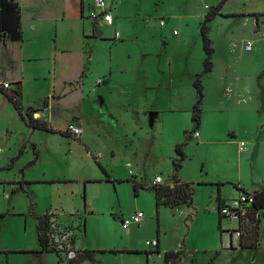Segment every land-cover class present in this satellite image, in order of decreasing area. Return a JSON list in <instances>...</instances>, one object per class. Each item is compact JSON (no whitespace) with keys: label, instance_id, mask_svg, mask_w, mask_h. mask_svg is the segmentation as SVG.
Returning <instances> with one entry per match:
<instances>
[{"label":"rangeland","instance_id":"rangeland-1","mask_svg":"<svg viewBox=\"0 0 264 264\" xmlns=\"http://www.w3.org/2000/svg\"><path fill=\"white\" fill-rule=\"evenodd\" d=\"M105 1L106 8L110 10L109 13L114 21V28L119 26L117 32L120 34V41L115 39L111 29L101 28L102 38L107 41L85 40L86 60L90 54L92 59L103 58L116 64L117 61H124L131 56L129 60L135 64L138 62L142 43L153 40L154 57L147 60L149 70L157 69V64L160 63L161 71H164L166 75L174 76L175 84L180 85L177 88L178 93L185 97L184 107L179 114L161 113L159 116L164 129L166 128L163 139L158 133V125L155 126L153 134L146 130L147 127L138 130L140 140L134 141L132 146L121 136L114 137L113 142L107 139L104 156L105 158L108 156L109 148L113 149L115 156L103 168L98 166L93 157L87 155L88 151L82 141L62 137L60 134L28 132L26 137L31 138L41 152L40 160L27 168L24 175L19 171L18 166L11 170H0V264H5L6 257L9 258V264H58V258L54 253L42 257L32 253L38 248L36 218L44 215L49 208L51 212L54 210L67 212L70 208L79 210L78 214L72 212L71 217L61 218L65 224L75 229L80 226L79 231H75V249L77 250L83 249V245L88 246L90 243L99 242L100 235L112 237L120 246H126L127 243L132 248L140 246L139 249L133 250L140 252L139 255H134L132 258L124 257V260L109 259L102 264H162V251L160 256L154 255L149 258L143 251L145 242L154 239L157 232L163 237L165 246L173 248L184 241L186 253H192L191 257L185 254V259L177 264H186L187 259L195 264H205L213 257L208 250L221 244L222 237L226 235L225 232L237 226L235 221L228 218H221L219 226L215 195L211 199L206 189L194 194L192 209L183 207L180 209L181 213H178L161 207L156 209L153 193L150 190L138 189L135 194L132 183L135 181L147 186L145 183L154 175L159 174L165 180H169L173 173L171 162L176 154L175 146L170 143L180 132L178 124L189 125L192 121L191 111L196 101L191 103L196 96L192 82L201 73L204 59L199 23L208 10L172 11V9L168 11L162 8L163 5L168 7L171 1L173 4L179 0H161L163 3L159 0ZM185 1L193 2L194 0ZM197 1L201 2L203 8V6H216L220 0ZM239 1L234 0V2ZM242 2L246 6L244 14L235 13L234 16L227 18L218 16L207 23L208 37L213 42V60L217 69L224 64L232 67L233 74L229 75L230 77L258 73V70L264 68V0H242ZM165 10L168 13H165L167 12ZM83 19L87 22L92 21L88 17V11L84 12ZM48 21L50 20L45 22ZM77 24L80 25L79 21L75 23V20L63 23L58 21L57 37L54 36L56 44L70 50V42L73 39L77 38L78 42L83 41L79 38L80 31L76 28ZM242 39L252 40L251 52L241 51L239 41ZM151 59H153L152 65ZM48 63L43 58L24 64L22 68L24 72L20 79L23 104H31L33 101L39 103V100L46 96L48 85L42 79L43 74L48 71ZM222 72L225 74L224 69ZM6 74L7 77L20 78V68L15 69L11 75ZM36 76H39L38 80L34 79ZM259 77L258 75L253 82H257ZM261 77L263 79L264 74H261ZM0 80H2L1 77ZM203 81L209 99L213 94L214 84L212 86L207 84L209 81L207 79ZM99 94L103 96L106 103L108 100L112 101L113 107L119 112L120 100L117 95H108L106 91L102 93V90ZM100 95H97L95 99L97 100ZM160 95L166 98L168 94L165 92L163 95L162 91L155 96L153 102H157L159 106L163 102ZM171 95L173 96V92ZM3 103L4 98L0 94V148L4 151L0 155V163L2 159L5 161L10 148L14 150L19 146L20 138L25 131L13 108L8 105L7 110H3ZM227 106L231 105L228 103ZM208 108L210 109L211 106L209 105ZM57 114L53 115V120L63 126L66 121L59 119ZM169 122H172L171 131H168ZM192 128L194 129L195 125ZM195 131L197 132L196 129ZM153 137L157 138L156 143H153ZM195 140L191 138L183 149L185 159L180 173V176L183 175L192 182H195L198 176L206 175L205 168L210 166L211 159L209 149L211 147L196 146ZM90 149L92 154L103 153L101 149L92 147ZM27 150L31 154L30 146ZM231 152L232 157L236 158L234 148ZM29 154L23 157L20 165L28 160ZM101 163L104 164V162ZM127 164H130L129 168L126 167ZM102 169L109 177H106ZM134 174L135 179L132 178L135 177ZM15 177L20 180L23 178L34 180L35 183L25 187L26 190L23 193L17 189V185L13 184ZM12 192H14L13 195ZM4 195L7 198L3 199ZM92 204L99 215L92 218L86 217L83 210L86 206L92 209ZM120 211L125 216L137 211L145 213L147 227L131 226L128 231L129 239H123L120 236L122 232L120 220H115V217L120 215ZM225 222H233V224L226 226ZM105 225L113 233H108ZM85 230H87V240L84 244L82 241ZM148 248L150 251H155L154 248ZM235 249H239L238 243ZM241 263L251 264L247 256Z\"/></svg>","mask_w":264,"mask_h":264},{"label":"crops","instance_id":"crops-1","mask_svg":"<svg viewBox=\"0 0 264 264\" xmlns=\"http://www.w3.org/2000/svg\"><path fill=\"white\" fill-rule=\"evenodd\" d=\"M15 1L18 6L21 37L19 40H10L7 37L0 40V65L3 66H0V77L2 78L0 80V94L4 98L3 110H7L8 105L13 108L20 118L25 131L20 138L21 142L19 146L14 150L10 148L5 161L2 159L0 170H11L18 166L19 171L24 175V171L27 168L35 165L40 160L41 152L38 150L36 143L31 138L26 137L28 132L32 134L33 132L52 135L60 134L62 137H71L74 140L82 141L85 149L88 151L87 155L93 157L101 168L105 164L110 163L115 156L111 148H109L108 156L106 158L104 156L106 150L105 142L107 139L113 142L114 137L121 136L124 137L125 142L132 146L134 141L138 142L140 140L138 130H143V127H147L146 130L153 134L155 133L154 129L157 125L158 133L163 139V133L166 131V128L164 129V124L159 116L161 113L171 115L181 113L184 107L183 104H185V97L178 93L177 88L180 85L175 84L174 76L170 74L166 75L164 71H161L160 63L157 64V69L152 68L149 70V62L147 60L150 57H154L153 40L142 43L139 51L140 56L138 62L135 64H133L132 60V63L130 62L129 59L131 56L124 61H117L116 64H113L111 60H105L103 58H98V60L95 58L92 59L90 54L87 57L88 60H86L84 51V47H86L85 40L107 41L102 38L103 31L100 29L109 28L114 34L119 28V26L114 28V21L111 26L103 25L100 20L85 21L83 19V13L91 8V4H89L90 0ZM159 1L163 3L161 0ZM213 7L215 6H203L202 8L201 2L197 0L193 2L179 0L178 2H173V4L171 1L168 7L162 6V8L168 9V11L172 9V11L190 9H199L200 11L202 9L209 10ZM245 7L242 0L239 2L226 0L219 13L211 21L215 20L218 16L227 18L234 16L235 13L244 14ZM168 11L165 13H168ZM69 16L70 18H68ZM46 20L50 21L45 22ZM69 20H75V23L79 21L80 25L77 24L76 28H79V38L83 41L78 42L77 38L73 39L70 42L71 49L66 50L61 45L56 44L57 41L54 40V36L57 37V22L63 23ZM119 37L120 34L116 38L118 41H120ZM247 42L252 43V40L242 39L239 41L240 49L243 53L252 51V46L250 51L245 50V44ZM211 47L213 49L212 41ZM213 55L214 49L211 57V71L201 75L203 98L200 105L199 123L196 124L193 120L189 125L184 124L182 126L179 123L178 131L180 132L175 135L176 139H173L170 144L176 146L179 143L185 142L187 145L191 140L190 136L187 138L188 134L190 135L196 129L198 137H192L196 139L195 145L211 147L209 148L211 154L210 166L205 168V176H198L195 178V182H192L185 176H180L181 168L179 178L181 182L192 185L193 196L199 190L203 191L204 189H206L211 199L215 195L218 214V210L224 202L229 198L236 197V192L239 193V190L252 193L264 189V77L263 79L261 77V74H264V68L258 70V73L243 74V76L238 74L230 77L229 75L233 74V71H231L232 67L224 64L217 69ZM43 58L49 62L47 66L48 71L43 74L42 79L48 85L46 96H43L39 100V103L33 101L31 104L25 105L21 101L22 82L20 79H22L21 77L24 72L22 68L25 63L34 62ZM240 61H243V56ZM150 62L152 65L153 59ZM17 68H20V78L14 79L13 77L6 76V73L11 75ZM222 69L225 70V74H223ZM200 72L202 73V70ZM258 75L260 76L258 81L253 82ZM38 77L36 76L34 79L38 80ZM205 79L209 80L207 84L211 86L214 84L213 94L209 99V94L206 93V85L203 81ZM3 83H8L9 88L6 90L2 89ZM160 89H163V95L165 92L168 95L166 98L160 95L163 98V102L159 106L153 100L158 93L162 92ZM101 90L102 93L106 91L108 95H117L120 100V104L118 105L119 112L113 107L112 101L108 100L106 103V100L102 98L103 96L99 94ZM172 92L173 96L171 95ZM195 94L196 96H194L191 102L192 104L197 98L196 91ZM97 95H100V97L96 100L95 97ZM9 96L17 97L22 108L21 114L23 117L27 109L32 108L31 115L33 119L44 121L55 132H47L27 125L10 102ZM228 103L231 105L230 107L227 106ZM209 105L211 106L210 109L208 108ZM56 114L59 116V119L66 121L63 126L58 121L53 120V115ZM171 123H168V131H171ZM68 124H73L81 130V133L76 137L68 133L66 131ZM193 125H195V128L191 129ZM189 131L191 132L188 133ZM152 141L156 143L157 138L153 137ZM239 142L246 144L247 148L245 151L240 152L238 150ZM28 146L31 148V154L28 153ZM90 147L93 149H101L103 153L97 152L92 154L93 152L90 151ZM233 148L236 151V158L232 157L231 150ZM3 153L4 151L0 148V155ZM28 154V160L25 163L22 162L20 165V161ZM100 161L104 162V164ZM126 167L129 168L130 164H127ZM102 171L106 175L103 169ZM157 175L159 174L154 175L145 183L147 186L135 181H132V183L137 186V190H150L153 187L151 181ZM106 177L109 176L106 175ZM132 178L135 179L136 175ZM15 179L13 184L17 185V189L23 193L26 190L25 187L35 183L34 180H26L25 178L20 180L18 177H15ZM162 180V186H173L170 178L169 180H165L162 177ZM11 194L13 195L14 192ZM195 203L197 202L195 201ZM159 207L171 210L165 205H160ZM183 207H187L188 210L192 209L193 197L191 203ZM74 209L70 208L67 212L63 210H59V212L54 210L51 212V208H49L46 212L52 213L59 220H62L61 218L63 217H71L72 212L74 214L79 213V210L76 211ZM180 209L176 211L181 213ZM83 213H85L86 217L90 216L91 218L99 215L94 204H92V209L86 206ZM109 213H111L110 209ZM122 214L120 211L119 218L115 214L117 217H115V220H120L122 217H125ZM145 216L144 213V219L139 225L140 228H146L148 225ZM38 217L36 218V224ZM218 217V224L220 226L221 218L220 216ZM63 223L65 224V222ZM231 223L233 224V222H225V225L229 226ZM105 227L108 233L112 232L108 226L105 225ZM128 231L129 229L122 230L120 236L128 240L130 235ZM248 233L249 235L243 238V246L239 247L238 245L239 249H235L236 242L232 243V248H226V239L222 237L221 244L208 250L213 257L211 261L205 264H242L241 262L245 256L250 259L251 264H264V209L259 214L256 230ZM99 239V242L90 243L88 246L83 245L82 250L91 252L94 261H84L81 264H102L103 261L109 259L124 260V257L132 258V256L139 255L140 253L125 252L137 250L140 246L132 248L127 242L126 246H120L110 236L105 237L100 235ZM85 240H87V230H85L83 235L82 242L84 244L86 242ZM151 240H157V252L150 251L145 244L144 246L146 248L143 247V251L147 258L154 255L160 256V251H162L163 262L165 253L181 251L180 257L174 263L177 264L182 259H185V254L190 257L192 255L191 252L186 253L185 247L183 246L184 241L173 248H169L165 246L164 239L159 232ZM36 243L38 248L32 252L35 256L42 257L46 254H51L39 252L38 242ZM8 259L7 257L5 258V264H9ZM186 264L195 263L187 259Z\"/></svg>","mask_w":264,"mask_h":264},{"label":"trees","instance_id":"trees-1","mask_svg":"<svg viewBox=\"0 0 264 264\" xmlns=\"http://www.w3.org/2000/svg\"><path fill=\"white\" fill-rule=\"evenodd\" d=\"M225 1L226 0H220L215 7L210 8L208 12L205 14L202 22L200 23L199 30L201 36L202 49L204 51V59L202 64V73L197 75L193 81V87L197 93V98L192 106V120L196 124H198L200 120V105L203 98L201 75L210 72L212 68L211 57H212L213 49L211 47V41L208 37L207 23L210 22L214 18V16L219 13ZM5 37H7L10 40H19L21 37L19 30L18 6L15 0H0V40ZM1 92H3V90H1ZM8 98L10 102L13 104L16 111L19 113V115L22 116L21 114L22 108L20 103L18 102L17 97L9 96ZM32 111H33L32 108H28L25 113V116L24 117L22 116V118L25 120L27 125L33 126L34 128L43 131L55 132L51 128H49L44 121L33 119L31 115ZM187 138H189V136ZM185 145L186 143L182 142L175 146L176 158H174L172 161L173 173L170 176L173 186L169 187V186L160 185V186H153L150 188V191L153 193L155 199L156 209H158L160 205H165L168 206L172 212H175L176 210L182 208L183 206L189 205L192 201V197H193L192 185L189 183L181 182L179 178V171L182 167V161L185 158L183 153V148ZM133 189L136 194L137 186L135 184L133 185ZM239 192L246 193V191L243 190H239ZM252 195H253L252 209L254 211L258 210L261 212L262 209H264V189L260 191L252 192ZM218 214H219V210H218ZM51 215L53 214L46 212L44 215L38 217L37 220L36 235H37V242L40 248L39 252L56 254L58 258L57 262L58 264H61L59 254L55 250L49 248L47 238L45 235V231L48 225V220ZM60 221L62 222V220ZM62 225L68 228L71 227V225L64 224L63 222ZM248 235L249 233H246V235L240 239L239 242L240 247L243 246V238L247 237ZM125 252L139 253L137 251H125ZM180 255H181V251L165 253L163 264H168V262H170V264H174L176 259H178ZM84 261H90V262L94 261L91 252L86 250L80 251L76 256V259L71 260L69 264H81Z\"/></svg>","mask_w":264,"mask_h":264},{"label":"built area","instance_id":"built-area-1","mask_svg":"<svg viewBox=\"0 0 264 264\" xmlns=\"http://www.w3.org/2000/svg\"><path fill=\"white\" fill-rule=\"evenodd\" d=\"M91 8L88 10V17L92 21H101L105 26H111L113 23L112 16L109 10L106 8L105 0H90ZM87 12V11H85ZM84 14V13H83ZM162 25V23H161ZM118 32L114 33L115 39L118 38ZM251 43L247 42L245 44V50L250 51ZM9 88L8 83L2 84V89L6 90ZM66 131L73 136H78L81 130L75 127L73 124H68ZM191 138H197L198 133L196 131L192 132ZM246 144L244 142H239L238 150L243 152L246 150ZM163 184L162 177L157 175L151 181L152 186H160ZM3 198H7L6 195ZM253 195L250 192H239L234 198L227 199L224 204L219 208V215L221 218H228L231 221L236 222V228L226 231L225 238L226 248H232V243L236 242L239 245L240 239L246 235V233L256 230L260 211H254L252 209ZM51 214V213H50ZM144 219V213L137 211L131 213L128 216L122 217L120 219V225L122 230H127L131 226H139ZM75 229L74 227H64L62 222L58 219L56 215H51L48 220V225L45 231L47 242L50 249L55 250L59 256L61 264H69L73 259H76L77 254L82 249H75L76 232L79 231L80 226ZM146 246L156 249L157 240H151L145 242ZM240 247V246H239ZM170 264V262H168Z\"/></svg>","mask_w":264,"mask_h":264}]
</instances>
